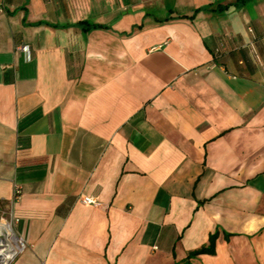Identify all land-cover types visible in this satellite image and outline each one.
<instances>
[{"label":"crops","instance_id":"crops-1","mask_svg":"<svg viewBox=\"0 0 264 264\" xmlns=\"http://www.w3.org/2000/svg\"><path fill=\"white\" fill-rule=\"evenodd\" d=\"M9 227V264H264V0H6Z\"/></svg>","mask_w":264,"mask_h":264},{"label":"built area","instance_id":"built-area-1","mask_svg":"<svg viewBox=\"0 0 264 264\" xmlns=\"http://www.w3.org/2000/svg\"><path fill=\"white\" fill-rule=\"evenodd\" d=\"M5 7H6V0H0V13L5 11ZM20 49L26 53V58L29 59L30 58V50L28 49V46L23 45V47H21ZM13 191H14L13 198L16 200L21 196L22 190H21L20 186L15 185ZM81 201L83 203H94V204L96 203L93 199H91L90 197H86V196H84V198H82ZM10 231H11V228H10ZM11 233H12V231H11ZM13 236L15 237V246H14L15 248L13 250V253L11 254V257L9 258V261L12 260L16 254H18V253H20L26 249L25 239L22 236H18L15 234H13Z\"/></svg>","mask_w":264,"mask_h":264},{"label":"bare ground","instance_id":"bare-ground-1","mask_svg":"<svg viewBox=\"0 0 264 264\" xmlns=\"http://www.w3.org/2000/svg\"><path fill=\"white\" fill-rule=\"evenodd\" d=\"M8 242L5 245H2L0 247V264H5L7 263V261L9 260V258L11 257V254L13 253L14 250V246H15V237H9L8 239H6ZM12 241V242H11ZM0 242H2L0 240Z\"/></svg>","mask_w":264,"mask_h":264},{"label":"trees","instance_id":"trees-1","mask_svg":"<svg viewBox=\"0 0 264 264\" xmlns=\"http://www.w3.org/2000/svg\"><path fill=\"white\" fill-rule=\"evenodd\" d=\"M84 25H88V23L86 22H83ZM88 26H99V25H96V24H92V25H88ZM215 238H216V233H213L212 235L209 236V245L207 246H202L201 248H199V250H196V251H193V252H190L187 256L188 257H192L194 255H198L199 253H213V250H214V244H215Z\"/></svg>","mask_w":264,"mask_h":264},{"label":"water","instance_id":"water-1","mask_svg":"<svg viewBox=\"0 0 264 264\" xmlns=\"http://www.w3.org/2000/svg\"><path fill=\"white\" fill-rule=\"evenodd\" d=\"M10 262H7V263H5V264H9Z\"/></svg>","mask_w":264,"mask_h":264},{"label":"rangeland","instance_id":"rangeland-1","mask_svg":"<svg viewBox=\"0 0 264 264\" xmlns=\"http://www.w3.org/2000/svg\"><path fill=\"white\" fill-rule=\"evenodd\" d=\"M7 262H9V260Z\"/></svg>","mask_w":264,"mask_h":264}]
</instances>
